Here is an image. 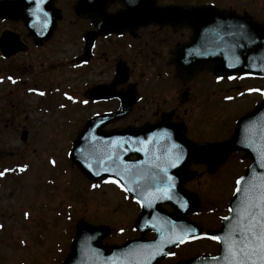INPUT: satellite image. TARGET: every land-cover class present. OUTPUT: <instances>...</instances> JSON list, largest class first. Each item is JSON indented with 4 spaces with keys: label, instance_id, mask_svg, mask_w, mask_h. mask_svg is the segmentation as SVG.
Segmentation results:
<instances>
[{
    "label": "rangeland",
    "instance_id": "rangeland-1",
    "mask_svg": "<svg viewBox=\"0 0 264 264\" xmlns=\"http://www.w3.org/2000/svg\"><path fill=\"white\" fill-rule=\"evenodd\" d=\"M194 1L157 2L159 5H190ZM198 1L201 3L205 0ZM213 1L227 9H237L240 13L245 11L256 21L264 22V0ZM118 6H108V11ZM63 17L53 37L46 42L47 50L43 54L33 53L29 62L21 57L22 53L13 56L6 63L12 70L0 73H8L0 80V173H3L0 175V264H63L70 253L77 227L85 221L108 224L113 229L109 237L103 240L104 245L122 243L126 235H134L132 232L125 234L131 230L127 229L139 215L134 200L112 185L89 182L69 160L72 140L77 135L79 124H82L81 119L89 118L106 107L94 103L82 106L86 102V89L95 83L110 80L113 74L110 66L101 65L118 58L121 42L114 39L103 41L102 44H108L109 48L117 47L116 52L109 51L101 57L108 59L107 62L76 68V57L83 52L79 34L88 28L89 20L78 19L69 9L65 10ZM7 28L21 33L23 40L30 42L26 28L13 23L4 25L0 20V32ZM139 31L140 36L154 35L159 31L158 36L172 35L168 29L154 25ZM175 36L181 38L182 34ZM168 48L167 45H159L163 53ZM132 50L126 47L122 51L131 54ZM134 55L132 53L130 56ZM39 57L45 60L48 71L39 63ZM58 60L62 64H58ZM17 63L23 65L22 68L17 67ZM2 64L0 60V72L4 69ZM146 67L150 75L153 64L146 63ZM133 69L136 77L143 72L134 64ZM199 78L205 84L201 95L206 102L197 108L199 114L204 113L202 117L195 119L194 111V132H203L210 138L217 134L229 136L237 119L256 106L260 100V88L264 86L261 78L251 76L244 78L247 79L244 82L238 81V86L245 84L240 89L230 79H222L208 72L200 74ZM45 84L46 93L32 89L33 86L38 89ZM222 85L231 92L224 93L218 99ZM192 91L195 94L194 86ZM50 93L53 98L48 97ZM16 98L20 99V104L14 105ZM25 130H28V136L24 141L21 137ZM235 157H229L217 174H206L194 183L193 190L201 197L204 209V213L195 219L202 222L206 229L221 226L220 217L228 212L235 180L247 166L244 157ZM198 171L206 172L205 168H198ZM122 230L123 233H119ZM187 248H193L194 254L203 250L214 252L217 244L201 240Z\"/></svg>",
    "mask_w": 264,
    "mask_h": 264
},
{
    "label": "water",
    "instance_id": "water-1",
    "mask_svg": "<svg viewBox=\"0 0 264 264\" xmlns=\"http://www.w3.org/2000/svg\"><path fill=\"white\" fill-rule=\"evenodd\" d=\"M124 9L117 13L106 12L107 0H80L75 9L79 15H92L97 28L104 34L123 33L134 31L141 25L150 23L171 24L173 26H190L193 30L191 41L175 51L172 60L184 79L193 76L201 70L214 71L216 74L234 75L238 73L255 74L264 76V25L258 24L250 16H241L233 11H221L212 6L182 8L177 6L160 7L155 0H121ZM19 10H11L9 3L0 5V14L13 18L24 19L30 32L37 41L47 40L51 37L56 25V16L51 18L34 19L27 13L26 0H19ZM53 0H47L46 9H51ZM7 9V10H5ZM89 40L94 38V33L87 34ZM1 51L4 56L10 57L24 47L19 42V37L9 31L2 33L0 38ZM127 78V71L118 67L116 82ZM118 93L112 92L108 87L102 86L92 90V97H109ZM134 100H123L122 108L115 114L107 113L89 120L84 129L79 132L73 142L71 160L90 178L98 179L102 176H120L129 168L138 172L139 168H156L163 154H158L162 147V124L149 126L138 130L128 129L121 131L105 132L101 128L109 121L124 115ZM179 137L174 138L180 141ZM171 132V131H170ZM171 137V136H170ZM169 137V139H170ZM25 138V136H24ZM171 146L178 153L180 147L172 143ZM171 147V148H172ZM245 150L253 162L246 175L241 178L236 199L232 202V213L226 219L225 226L220 232L212 236L221 237V253L214 257H198L190 264H228L225 260L226 247L222 243L230 230L242 216V209L249 200L260 202L264 195V100L253 112L243 116L236 128L235 134L228 141L215 143L211 146H189L188 159L204 161L211 170H215L217 163L233 151ZM132 154L139 158L135 161L128 160ZM170 167H174L175 157L166 154ZM133 171V172H134ZM129 192L143 198V193L138 185L122 180ZM172 190V199L176 197ZM165 195V194H162ZM160 200V199H159ZM161 201V200H160ZM161 203V202H159ZM146 208L140 221L146 219L158 210V204ZM146 206V204H145ZM197 203L194 205L196 209ZM201 229L195 225L193 236H199ZM102 235L99 227L85 225L79 229L73 239L72 253L66 258L65 264H118L120 253L128 250L134 255L131 264H148L149 255H153V263L160 255L159 247L165 245V235L159 233L157 241L141 242L139 239L130 241L128 247L115 248L113 252L100 245ZM143 246L139 249H131ZM157 258V259H156ZM254 264H260L258 257L253 258Z\"/></svg>",
    "mask_w": 264,
    "mask_h": 264
},
{
    "label": "flooded vegetation",
    "instance_id": "flooded-vegetation-1",
    "mask_svg": "<svg viewBox=\"0 0 264 264\" xmlns=\"http://www.w3.org/2000/svg\"><path fill=\"white\" fill-rule=\"evenodd\" d=\"M76 1L77 0H54L53 7H55L57 9V12L61 14V18L59 20L62 19L66 9H69V12H74V5ZM117 4L119 5L118 7H115L114 9L109 8L110 11H117L122 7L121 2L118 1L115 3H109L107 5V8L108 6L113 7ZM31 5L34 4L31 3ZM77 18L80 19L81 17ZM88 20V28L82 32L83 34L87 30L93 28L92 20L90 18ZM1 23L4 25L13 23L20 24V26L22 27L25 26L22 20H13L11 17L2 18ZM11 27L14 28L15 25H11ZM159 27L161 29H168V32H170L172 35L165 34L163 36H158V33L160 32L159 31L154 35L143 34V36H140L141 34L139 31L138 33L134 34L126 33L125 35L120 37L116 35L107 38L99 36L97 41L95 42L93 53L91 54L90 52L91 57L89 58V60H94L95 63H99L101 61H103V63L107 62L108 59H103L101 57L109 51H117V47L113 46L112 48H109L108 44H102L103 41L114 39L115 42H121V52L118 58L116 60L114 59L112 63L107 62L101 65L104 67L107 65L110 66L109 69L111 70V72H113L112 77L107 82H98L95 83V85L99 83H110L115 77L114 74L117 63L119 61H124L129 68V80L118 83L112 89L116 92L125 93V97L127 99L131 98L133 93L137 94V101L132 106L130 112L122 119L115 120L109 123L106 129H124L127 127H141L145 125L164 123L165 125H178L183 133V138L186 143L195 141L197 143L204 144L221 140L222 137L220 136V134L214 135V137L210 138L209 135H206L203 132H194L196 127V122L195 120H193L194 111L196 114L195 119L202 117L204 114H199L197 108L199 105L205 104L206 102L205 98L201 95V89L205 84L203 83V79L199 78L200 75H196L188 81H183L182 78L178 75L176 67L171 63V59L174 56L175 49L190 40L191 31L189 30V28H183L182 30H185L184 32L181 30L175 31L174 28L169 25ZM175 34H182V37L179 36L181 38H178L175 36ZM160 44L167 45L169 47L166 53H163L159 50ZM27 45L29 49L21 57L27 58L28 62L31 58H33V53L40 52V54H43L44 50H47L46 42L35 44L33 38L30 39V42L27 43ZM126 47L128 49H133V52H131V54L124 53L122 50H124ZM132 53H135L133 57L130 56L132 55ZM39 58V63L42 67H46L45 70H47L48 68L46 66L47 64L45 60L42 57ZM32 61L33 60H31L30 65L32 64ZM146 63H148L149 65L153 64V67L151 68L153 72L150 75L147 74L148 70H146ZM133 64L136 65L140 70H143L142 74H140L138 77H136L134 74L135 69H133L132 71ZM17 67L20 68L21 64L17 63ZM47 74H49V72ZM192 86H194L196 89L195 94H193ZM230 92V89H227L222 85V93L219 92L220 96L218 99H221L224 93ZM94 102L95 104L106 105V107L102 109V111L112 112L116 111L121 104L120 98L116 96ZM131 158H135V156H132ZM181 165V168H175L173 170L169 168H163L162 170H160V181L169 184L178 183L181 184L186 190L191 191L193 190L194 183L208 173V166L205 163H197L191 160L184 161ZM198 168H205L206 172H199ZM110 183L114 186H119L118 182L115 180H110ZM164 207L167 211L172 210L169 205H164ZM170 214L172 218H178V215L176 213ZM188 217L190 221H193V216L191 214H189ZM136 220L133 224L130 225V228L127 229L131 230L125 233L129 234V232H132L134 233V235H126L127 237L125 238V240L128 238L139 236H144V238L147 239H152L155 237L156 234L151 231L149 225H146L144 234L137 230L135 228ZM158 225L162 226L163 230L166 233H171L172 231L178 232L179 230L181 231L182 228L181 224H178L177 222L172 224L166 218L163 221L159 222ZM191 244H193L192 239L187 240L182 244L175 243L167 245L164 248V255H162V257L158 260L157 264H176L189 261L195 256L193 248H187V246ZM215 253L217 252L210 254Z\"/></svg>",
    "mask_w": 264,
    "mask_h": 264
},
{
    "label": "snow or ice",
    "instance_id": "snow-or-ice-1",
    "mask_svg": "<svg viewBox=\"0 0 264 264\" xmlns=\"http://www.w3.org/2000/svg\"><path fill=\"white\" fill-rule=\"evenodd\" d=\"M212 239L220 241L221 237ZM222 243L226 247L225 260L228 264H254V257H258L260 264H264V195L259 203L254 200L245 203L237 225L229 231Z\"/></svg>",
    "mask_w": 264,
    "mask_h": 264
}]
</instances>
